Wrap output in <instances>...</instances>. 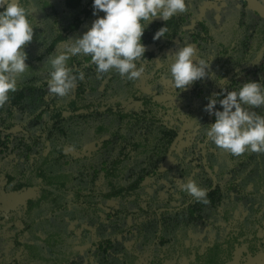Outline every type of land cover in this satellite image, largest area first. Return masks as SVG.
<instances>
[{
  "label": "trees",
  "instance_id": "trees-1",
  "mask_svg": "<svg viewBox=\"0 0 264 264\" xmlns=\"http://www.w3.org/2000/svg\"><path fill=\"white\" fill-rule=\"evenodd\" d=\"M189 1L186 12L166 22L157 18L147 26L142 38L145 59L154 55L149 46L163 48L162 38L168 43L185 35L194 41L209 39L217 47L209 71L217 73L220 69L217 76L221 77L235 46L230 40L234 31L229 30L234 23L198 17L190 26L195 11ZM22 3L30 7L35 27L33 41L24 46L29 67L25 72L58 55L63 51L55 47L58 42L75 41L96 19L92 0ZM256 3L243 0L239 15L244 17L245 8L250 7L255 19L264 22V12L256 9ZM164 25L168 29L165 37L153 41L155 32ZM252 37L245 35L240 44L245 45ZM36 42L47 43L45 53L37 51ZM68 66L82 71L85 79L77 81L64 96V104L54 103L56 95L48 92L47 83L39 82L33 71L25 81L17 82V91L10 92L9 101L0 107V264H81L76 248L88 231L81 226L100 224L101 212L109 202L115 206L109 208L110 223L104 229L116 232L99 235L92 242L98 264H264V230L258 228L262 221L259 214L264 211V154L235 157L216 147L203 129L214 122V116L201 118L192 103L185 107L188 122L175 117L173 123L161 110L163 96L137 90L121 99L110 94L89 98L87 88L95 90L90 80L97 74L95 65L87 56H76ZM245 71L241 80L235 76L228 81L226 74L229 84L218 85L210 97L215 98L222 87L235 90L236 84L246 81L250 74H263L264 61ZM102 78L106 92L117 77L112 70ZM257 79L264 85V79ZM125 80L121 82L128 84ZM128 82L132 85L134 80ZM197 91L194 97L200 98L203 91L198 90V84ZM253 111L264 114V107ZM23 113L34 117L28 122L15 121L14 117ZM195 125L200 126L203 148L188 160L178 158L175 171L186 181L184 184L193 180L206 189L209 204L195 200L181 185H173L165 199L158 193L147 195L149 186L145 183L160 179L189 126ZM250 180L256 182L252 189H248ZM235 210H240L241 217L235 216ZM117 220H122L123 226L115 230ZM16 221L22 228L10 239L4 235V228ZM73 223H77L76 229L71 228ZM214 223V239L202 246L196 240L198 235ZM9 245L12 249L7 252Z\"/></svg>",
  "mask_w": 264,
  "mask_h": 264
},
{
  "label": "clouds",
  "instance_id": "clouds-1",
  "mask_svg": "<svg viewBox=\"0 0 264 264\" xmlns=\"http://www.w3.org/2000/svg\"><path fill=\"white\" fill-rule=\"evenodd\" d=\"M92 9L96 19L90 28L75 41L58 42L55 47H62L63 51L47 60L50 94L64 97L76 87L77 81L85 79L82 71L68 66L69 60L76 56L89 57L98 78L99 74L114 70L121 78L136 80L144 73V67L137 65L141 58L145 59L142 38L147 26L157 18L166 22L187 10L186 0H92ZM31 17L30 7L22 0H0V107L9 101L10 92L17 91L19 76L29 68L24 46L34 37ZM167 31L165 25L159 28L153 41L165 37ZM196 52L192 44L175 52L169 67L175 89L214 78V73L208 70L210 63L193 59ZM215 79L221 86L229 84L222 77ZM206 99L203 110L214 116V122L205 127L207 140L235 157L245 153L264 154V114L250 110L264 107V85L260 81H247L231 91L222 87L215 98ZM181 188L198 202L209 204L207 190L195 181L189 180Z\"/></svg>",
  "mask_w": 264,
  "mask_h": 264
},
{
  "label": "rangeland",
  "instance_id": "rangeland-1",
  "mask_svg": "<svg viewBox=\"0 0 264 264\" xmlns=\"http://www.w3.org/2000/svg\"><path fill=\"white\" fill-rule=\"evenodd\" d=\"M190 7L195 11V15H191V23L190 26H194L195 20L194 19H202V20H208L210 22H218L220 24H226L228 22L233 21V27L229 30L234 31V34L231 35L230 40L233 42L232 44H235L233 50L229 53V60L225 62V65L223 66L222 75L221 77L226 79L228 77V81L236 76V79L241 80L243 76L245 75L246 71L245 69H250L255 64L260 63V61H264V22H258L252 12V9L245 8V11L243 14L244 17H241L240 11L242 9L243 0H191ZM191 2H193V5H191ZM250 2V0H248ZM258 6H260L261 10L264 12V0H257L256 3ZM239 12V13H238ZM237 20L236 18L239 17ZM236 20L237 22H234ZM257 23V24H256ZM192 24V25H191ZM189 26V25H188ZM88 30V29H87ZM85 30V32L87 31ZM227 31H225L226 33ZM247 35H252V39L246 43L245 45H241L243 41V37ZM220 39H223L222 37L218 36ZM225 40V39H223ZM43 41V40H41ZM40 41V42H41ZM73 41V40H71ZM70 41V42H71ZM186 44H192L197 52L196 56L193 58L194 60L204 59L207 63H210V67L213 65L212 62L216 60L217 52H216V45L211 42L209 39H207L204 42H201L200 40L194 41L193 39L189 38L188 35L183 36V39L176 38L172 43L166 42V39L160 40V45H163V48H159V45H152L149 46L148 49L152 50L153 57L151 59H141L138 62V67L143 66L144 67V73L134 80V83L132 85L129 84L128 79H126V83L123 84L121 78L115 71V81L106 92H104L105 86L102 84L101 81H103L102 76L105 74H99L93 75L90 80H92L91 87L95 86V90L93 92H90V87L87 88L88 94L91 96L89 98L95 99V98H104V96H107L108 94L111 95L113 99H121L128 96V93L134 92V91H142L144 94L149 95H159L163 96V98L160 101V105H162L161 110L164 113V116L167 120H172L171 122L176 123L175 117L180 118L183 121L188 120V118L185 116V107L188 104H193V106L196 107V109L201 112L200 116L202 117H209L208 113H206L203 109L205 105L207 104V99L214 93L215 88L218 87L219 84L216 83L215 77H218L217 74H220V69L217 70V73H214L213 79H204L200 81L193 82L187 88L185 89H175L172 84V79L169 73V67L172 63L174 54L176 51H178L181 47H183ZM47 43H41L39 42L35 43V47L37 51L41 54L45 53L46 51ZM25 51V50H24ZM49 58H45L43 61L39 62L36 66H34L30 71L25 72L19 76L17 82L25 81L27 79V76L30 74V72H35L36 75L39 78V82L47 83V80L49 79V70L50 66L47 64V60ZM157 69H162V71L159 73H156L155 71ZM209 70V69H208ZM242 72V73H241ZM108 73H111L108 72ZM106 73V74H108ZM156 73V74H155ZM227 74V77H225ZM241 76V77H239ZM259 78L260 80L264 79V73H259L257 75L250 74L249 77L246 79V81H241L238 85L234 87V89H238L240 85L243 83H246L247 81H257ZM125 79V78H124ZM100 80V81H99ZM219 82V80H217ZM231 82V81H230ZM98 86H96V84ZM197 84H198V90H202L203 93L201 94L200 98H195V94L197 91ZM197 91V92H196ZM196 92V93H195ZM205 96V100L203 97ZM66 97H58L55 96L54 103L56 104H64L66 102ZM164 109V110H163ZM250 110L253 111V108ZM30 117H34V115L27 113H23L19 116H15V121L17 120H23L25 122H28ZM188 121H186L187 123ZM205 122H208L207 120ZM24 123V122H22ZM208 125H206L207 127ZM203 127V126H202ZM200 129L199 125L195 126H189L186 134L184 137L180 140L175 158H172L168 162V167L164 170V172H161L160 179L155 182L154 180H148L145 185L149 186L147 187L148 190L146 191L147 195H153L154 193L157 194L160 199H165L168 196L169 191L172 189L173 185H181L184 184L186 181H184L178 174H176L175 168H176V162L178 158H187L189 159L190 156L194 154V152H198L199 148H203V143L200 142L199 134L202 132H198ZM205 129V128H203ZM38 132V131H37ZM206 132V129H205ZM204 132V133H205ZM199 133V134H198ZM191 153H187V152ZM212 153H215L214 149L211 148ZM27 154V153H25ZM12 158H17L15 155L11 156ZM10 159V158H9ZM211 161L214 159L210 157ZM16 161V160H14ZM193 169V165H191ZM218 173L215 175L217 176ZM220 176V175H219ZM250 184L248 186V189H252V185L256 184V182H253L250 180L248 183ZM172 192V190H171ZM145 198H148L145 196ZM115 202H109L107 208H103L101 212V223L95 224L94 227H88V226H81L82 229L88 230L87 232L83 231L85 237L84 241L79 242L78 247L76 248L79 252V256L77 258V262L81 264H98L99 257L98 253L96 252V247H94L92 242H95L99 239V235H113L116 231H105L104 225L110 223V220L107 218V214L109 213V208L114 207ZM236 217H241L240 210H235L234 212ZM259 215L262 216V221L260 224H258V228L260 230H264V211H262ZM77 223H73L71 225L72 229H76L75 225ZM117 229L118 230L122 228L123 221L117 220ZM209 226L203 233L199 234L197 237V241L202 246H205L207 242L214 239L213 235V226ZM22 224L19 221L13 222L11 224H8L4 228V235L6 237H9L10 239L13 238V235L18 232V230H21ZM113 227L112 229H114ZM263 228V229H262ZM111 229V230H112ZM90 230H93L90 232ZM212 231V232H211ZM82 232V231H79ZM125 245L128 247V242L125 241ZM7 249V252L12 249V245ZM2 260V258H1Z\"/></svg>",
  "mask_w": 264,
  "mask_h": 264
},
{
  "label": "water",
  "instance_id": "water-1",
  "mask_svg": "<svg viewBox=\"0 0 264 264\" xmlns=\"http://www.w3.org/2000/svg\"><path fill=\"white\" fill-rule=\"evenodd\" d=\"M255 8H256V7H255ZM256 9H259V10H260L261 8H260V6H259V7H258V8H256Z\"/></svg>",
  "mask_w": 264,
  "mask_h": 264
},
{
  "label": "flooded vegetation",
  "instance_id": "flooded-vegetation-1",
  "mask_svg": "<svg viewBox=\"0 0 264 264\" xmlns=\"http://www.w3.org/2000/svg\"><path fill=\"white\" fill-rule=\"evenodd\" d=\"M186 36V35H185Z\"/></svg>",
  "mask_w": 264,
  "mask_h": 264
}]
</instances>
